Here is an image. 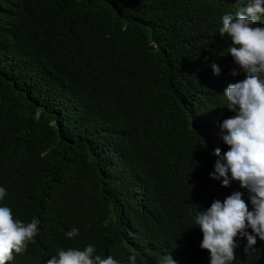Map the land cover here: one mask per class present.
Masks as SVG:
<instances>
[{"label":"trees","instance_id":"trees-1","mask_svg":"<svg viewBox=\"0 0 264 264\" xmlns=\"http://www.w3.org/2000/svg\"><path fill=\"white\" fill-rule=\"evenodd\" d=\"M247 3L0 0V206L40 221L6 264L89 244L118 264H209L197 211L235 191L251 210L209 175L235 115L222 94L244 79L218 31ZM236 242L231 264H264L259 237Z\"/></svg>","mask_w":264,"mask_h":264},{"label":"clouds","instance_id":"clouds-1","mask_svg":"<svg viewBox=\"0 0 264 264\" xmlns=\"http://www.w3.org/2000/svg\"><path fill=\"white\" fill-rule=\"evenodd\" d=\"M264 17V0H248L246 6L236 12L222 16L218 33L230 40L227 53L244 73V79L230 83L223 92L227 109L234 116L220 124L221 139L228 150L218 157L210 178L221 180L222 187H229L232 181L249 194L251 210L242 198L243 193L235 191L223 202L214 200L210 207L197 211L195 225L202 233L200 248L209 253V264H231L236 258V238H246L245 250L252 248L256 237L264 241V26H259ZM214 75L220 68L211 65ZM233 76L238 75L236 71ZM6 190L0 187V200ZM40 221L33 218L25 223L14 218L8 206H0V264H6L14 254H23L29 243L35 242ZM251 230V232L248 231ZM79 234L73 227L66 232L68 238ZM93 245L83 250L60 249L46 264H118L111 255L103 258L95 254ZM130 264H136V256L128 257ZM162 264H176L166 255Z\"/></svg>","mask_w":264,"mask_h":264}]
</instances>
